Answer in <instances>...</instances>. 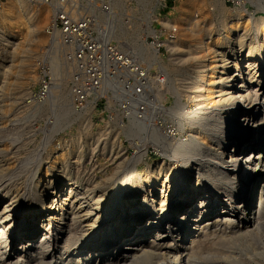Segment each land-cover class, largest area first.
I'll return each mask as SVG.
<instances>
[{"label":"rangeland","instance_id":"374dc122","mask_svg":"<svg viewBox=\"0 0 264 264\" xmlns=\"http://www.w3.org/2000/svg\"><path fill=\"white\" fill-rule=\"evenodd\" d=\"M184 1H178L175 6H180ZM212 1L215 6L210 7ZM25 4L27 9L16 11L11 18L0 12L6 23L10 19L22 21L17 27L0 32V65L9 60L7 80L0 83V207L8 196H15L23 208H36L53 189L57 193L59 187L65 184L66 177L72 178L81 192L102 195L104 200L123 197L124 201L132 189L140 187L142 183L139 177L144 176L153 160L166 163L164 169L168 170V174H182L187 157L193 156L200 144L176 155L178 144L188 145L197 126L210 120L218 106L215 95L203 90V74L243 55L238 49V33L228 42L223 53L212 51L210 46L207 53L198 59L197 67L194 60H178L180 52L165 47L160 50L163 55V79L155 67L142 79L137 73L147 63L132 56L153 54L158 46L151 45V42L147 45L142 43L134 23L132 27L124 29V14L120 15L123 21L121 27L116 29H111L104 22V15H100V29L93 31L91 53H88V58L78 60L66 56L62 49L55 52L49 50L50 8L48 10L44 4L31 0H25ZM173 6L164 14L171 11ZM235 12L238 11L222 1L203 0L195 11V20L203 27L198 35H204L210 21L213 22L212 29L220 28L217 18ZM240 14L248 16L245 41L259 51L264 34V0H239ZM25 16L30 18L28 22H25ZM171 17L176 19L178 13ZM180 24L175 23L176 39L186 40V44L197 50L199 45L195 44L199 36L187 38L182 35ZM31 29H34L31 35L26 36ZM262 54L260 57H263ZM16 57L23 61L21 70L16 68L19 61ZM157 80L161 81L155 83ZM164 82L166 91L159 94L153 91L157 85V88L164 87ZM151 105L156 108L160 106L161 109L155 108L156 112ZM205 130L209 137L214 133L219 136L212 125ZM223 130L226 128L223 127ZM62 149L66 150L65 156L54 158ZM46 172L59 184H43ZM162 174L155 180L151 171L148 179L159 185L166 176ZM255 219L248 229H243L241 241L222 246L221 253L227 258L214 254L201 258L200 264H264V213ZM233 231L228 228L222 233L233 234ZM219 232L215 231L212 237L219 235ZM209 243L205 241V249L209 248ZM206 253L208 250H205L207 256ZM75 256H72L73 261L69 264H77ZM115 261H110V264Z\"/></svg>","mask_w":264,"mask_h":264},{"label":"bare ground","instance_id":"6f19581e","mask_svg":"<svg viewBox=\"0 0 264 264\" xmlns=\"http://www.w3.org/2000/svg\"><path fill=\"white\" fill-rule=\"evenodd\" d=\"M201 4L203 0H185L173 7L163 22L174 27L179 22L182 35L196 36L203 28L195 20V11ZM212 5L215 6L214 1L209 4ZM26 9L25 0H3L0 12L11 18L16 11ZM175 12L178 13L176 19L171 17ZM242 14L238 11L217 18L220 28L215 30L210 21L204 35H198L197 50L186 44V40L175 39L168 43L170 49L181 53L178 60L192 59L195 67L211 47L212 51L223 53L235 33H238L239 52H243L240 58L204 72L203 90L215 95L218 106L210 120L197 126L189 146L178 144L176 155L200 144L197 152L187 157L180 177L168 174L164 169L166 163L153 160L144 176L139 177L140 187L132 189L124 201L123 197L104 200L102 195L81 192L70 177H66L57 193L52 188V194L44 196L36 208L27 205V209L23 208L15 196H8L0 207V264H69L75 255L77 264H110L114 259V264H200L201 258L214 254L228 257L221 253L222 246L241 241L243 229H248L252 220L264 213V34L259 51L247 43L248 16ZM25 17L28 22L30 18ZM20 23L22 21L11 19L6 23L0 16V32H7ZM8 63L9 60H5L0 65V83L7 80ZM22 66L23 61L19 60L16 68L21 70ZM164 90L158 88L157 93ZM211 125L219 132L218 137L216 133L209 137L205 129ZM65 152V149L60 150L54 158L64 157ZM151 171L153 179L162 173L165 179L159 185L151 183L148 179ZM44 177L43 184H59L48 172ZM228 228L235 230L233 234L222 233ZM217 230L221 231L219 235L212 237ZM204 240L210 242L208 249ZM205 250H208L207 256Z\"/></svg>","mask_w":264,"mask_h":264},{"label":"built area","instance_id":"2783aa9c","mask_svg":"<svg viewBox=\"0 0 264 264\" xmlns=\"http://www.w3.org/2000/svg\"><path fill=\"white\" fill-rule=\"evenodd\" d=\"M3 0H0V7ZM48 6L51 11L48 26L50 51L62 49L66 56L72 59L84 60L91 53L93 44V31L100 29V15H104V22L112 28H119L123 23L121 14H124V29L136 25L141 35V41L146 45H157L158 49L150 53L133 55V59L146 62L138 76H144L155 67L161 72L163 79V56L160 50L170 49L169 41L177 38L176 27L163 22L164 14L171 5L182 0H31ZM230 5L239 11V0H217ZM134 23V24H133ZM86 39L87 41H84ZM149 45V44H148ZM150 46V45H149ZM167 73V72H166ZM159 77V76H158ZM161 80H157L158 83ZM164 87L159 89H165ZM147 87H149L147 85ZM158 85L154 90L157 92Z\"/></svg>","mask_w":264,"mask_h":264}]
</instances>
